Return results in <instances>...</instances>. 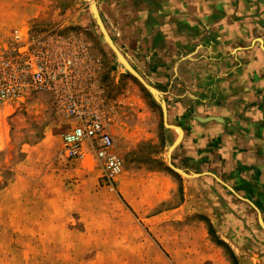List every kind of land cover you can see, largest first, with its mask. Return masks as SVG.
<instances>
[{"label":"rangeland","instance_id":"374dc122","mask_svg":"<svg viewBox=\"0 0 264 264\" xmlns=\"http://www.w3.org/2000/svg\"><path fill=\"white\" fill-rule=\"evenodd\" d=\"M149 1L95 0L120 52L162 93L166 116L106 43L88 2L0 0V81L16 72L31 82L18 62L15 31L62 57L76 55L123 165L109 181L104 161L88 147L84 159L65 157L73 119L52 93L32 87L1 102L0 264H264V196L220 176V141L208 140L202 126L217 121H200L219 117L186 101L180 76L196 67L201 47L167 43L172 31L156 30ZM230 21L246 20L236 11ZM259 23L246 34L262 44ZM196 36L190 31L189 38ZM166 123L184 134L170 159L181 132Z\"/></svg>","mask_w":264,"mask_h":264},{"label":"crops","instance_id":"0c3cea01","mask_svg":"<svg viewBox=\"0 0 264 264\" xmlns=\"http://www.w3.org/2000/svg\"><path fill=\"white\" fill-rule=\"evenodd\" d=\"M149 4L156 30L172 31L167 43L170 39L173 47L178 42L202 48L196 67L186 68L180 79L186 101H196L200 114L220 118L202 125L205 133L210 132L208 140L220 141L215 151L218 173L241 190L264 196V38L262 44L256 43L246 34L257 29L261 19L259 30L264 32V0H150ZM236 11L244 14V23L230 21ZM193 30L197 36L189 38ZM257 45L262 51L256 50ZM170 51L177 54L173 48ZM206 99L212 104L206 106Z\"/></svg>","mask_w":264,"mask_h":264},{"label":"built area","instance_id":"2783aa9c","mask_svg":"<svg viewBox=\"0 0 264 264\" xmlns=\"http://www.w3.org/2000/svg\"><path fill=\"white\" fill-rule=\"evenodd\" d=\"M14 38L22 49L18 62L31 82L27 83L16 72L12 81H0V103L21 97L32 87L52 93L61 111L73 119L72 129L64 136L65 157L84 159L88 147L104 161L106 178L114 181L123 171L122 161L114 153L106 112L96 101L97 92H92L93 96L87 89L91 78L86 80L84 71L79 70L83 63L76 55L62 57L58 50L53 53L47 42L29 41L20 31H15Z\"/></svg>","mask_w":264,"mask_h":264},{"label":"water","instance_id":"95a60500","mask_svg":"<svg viewBox=\"0 0 264 264\" xmlns=\"http://www.w3.org/2000/svg\"><path fill=\"white\" fill-rule=\"evenodd\" d=\"M86 2H88L90 4L91 7V11L93 13V16L99 26V29L101 30L103 37L106 41V43L110 46V48L113 50V52L116 54L117 58L119 59L120 62H122L126 68L132 73V75H134L136 77V79L150 92L152 93L156 100L159 101L163 107V112L164 115L166 116L167 114V108H166V103L162 100V93L159 92L157 89H155L154 87H152L151 85H149L138 73L137 71L133 68V66L128 62V60L125 58V56L120 52V50L118 49V47L116 46V44L114 43L113 39L111 38V36L109 35L104 22L102 20L100 11L96 5L95 0H85ZM210 120H216V121H220L219 118H210V119H200V121L202 122H206V121H210ZM167 127L170 128H174L176 129V127L174 126H170L166 123ZM178 130L181 132V135L179 136L178 140L173 144V146L169 149V159L171 158L172 152L176 149V147H178V145L181 142V139L183 137V130L178 128ZM170 167L177 173L183 175V176H188V174H186L183 170L181 169H177L175 168L172 164H170ZM260 223L262 225V227H264V223L262 221V219H260Z\"/></svg>","mask_w":264,"mask_h":264},{"label":"bare ground","instance_id":"6f19581e","mask_svg":"<svg viewBox=\"0 0 264 264\" xmlns=\"http://www.w3.org/2000/svg\"><path fill=\"white\" fill-rule=\"evenodd\" d=\"M178 128H176V130H177ZM177 131H179V130H177Z\"/></svg>","mask_w":264,"mask_h":264}]
</instances>
